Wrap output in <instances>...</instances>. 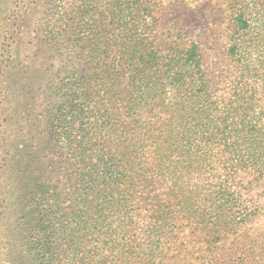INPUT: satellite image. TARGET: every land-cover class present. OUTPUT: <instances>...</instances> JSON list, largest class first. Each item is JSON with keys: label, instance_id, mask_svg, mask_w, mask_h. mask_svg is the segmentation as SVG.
I'll return each mask as SVG.
<instances>
[{"label": "trees", "instance_id": "16d2710c", "mask_svg": "<svg viewBox=\"0 0 264 264\" xmlns=\"http://www.w3.org/2000/svg\"><path fill=\"white\" fill-rule=\"evenodd\" d=\"M27 1L0 13V264H169L184 231L207 243L240 232L259 208L220 165L260 184L264 134L244 111L217 116L195 45L164 57L142 46L139 0H44L59 62L44 79L43 136L58 176L32 186L26 163L23 192L3 183L5 92L37 34L23 28Z\"/></svg>", "mask_w": 264, "mask_h": 264}, {"label": "rangeland", "instance_id": "374dc122", "mask_svg": "<svg viewBox=\"0 0 264 264\" xmlns=\"http://www.w3.org/2000/svg\"><path fill=\"white\" fill-rule=\"evenodd\" d=\"M12 2L14 0H0V13L11 8ZM139 2L142 4L137 16L140 27L145 30L140 42L142 46L164 57L167 54L181 56L195 45L202 71L210 82L209 91L216 104L217 116L223 115L224 106L231 114L229 116L244 111L264 134V0ZM47 8L44 0L26 2L23 28L36 30L37 34L34 39L26 38L18 56L22 69L9 77L8 84L12 82V85L5 92L3 108L8 109L10 125L6 126L8 139L4 143L2 156L5 163L1 175L7 187L14 185L10 187L15 193L23 192L26 183L28 174L22 178L21 169L24 164L28 163L31 170H36L37 176L30 182L32 186L36 178L55 182L60 166L59 160L49 152L43 136L44 79L48 81L51 66L56 68L59 62L58 51L45 34L52 14V9ZM23 138L32 146L29 156L24 159L20 151ZM217 139L221 140V136ZM232 142V138H227L225 143ZM218 149L221 152L223 148L219 145ZM230 152L228 148L226 160H229ZM220 172L243 199L258 206V212L240 232L222 235L220 240L207 243L190 232L180 233L178 252L169 264H264V177L257 184L245 172L230 177L222 165ZM3 192L4 198L10 197L8 190ZM4 218L6 216L2 221ZM5 226L0 224V231H4Z\"/></svg>", "mask_w": 264, "mask_h": 264}]
</instances>
